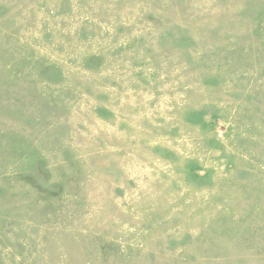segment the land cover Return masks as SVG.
<instances>
[{"label": "rangeland", "instance_id": "obj_1", "mask_svg": "<svg viewBox=\"0 0 264 264\" xmlns=\"http://www.w3.org/2000/svg\"><path fill=\"white\" fill-rule=\"evenodd\" d=\"M0 264H264V0H0Z\"/></svg>", "mask_w": 264, "mask_h": 264}]
</instances>
